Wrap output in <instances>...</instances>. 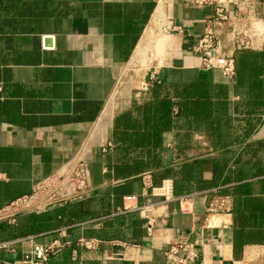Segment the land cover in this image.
Instances as JSON below:
<instances>
[{
  "label": "crops",
  "instance_id": "1",
  "mask_svg": "<svg viewBox=\"0 0 264 264\" xmlns=\"http://www.w3.org/2000/svg\"><path fill=\"white\" fill-rule=\"evenodd\" d=\"M235 1L212 0L200 5L196 0H0V210L7 213L6 220L0 221V239L23 237L20 232L26 231V236H37L35 241L49 243L61 237L57 230L64 226H70L67 237L75 239L81 232L72 226L75 222L116 211L124 196L138 195L139 206L161 201L146 186V176L150 173L157 186L172 178L156 184L154 172L184 166L199 170L211 184L200 189L195 182L190 191L181 193H196L191 213L181 212L178 201H170L110 216L86 230L108 242L95 250L68 247L48 264H173L166 252L176 244L195 242H200V264H256L258 260L264 264L262 258L257 259L264 244H245L236 257L234 213L214 218L217 225L212 228L204 227L212 197L205 190L219 188L218 194L231 196L233 209L239 199L264 204V75L255 88L247 71L242 79L238 74L228 78L218 69L203 68L200 57L191 52L210 26L223 51L234 53L231 27L210 20L218 6L233 13ZM159 5L172 26L168 34L173 46L164 49L161 66L153 72L156 80L147 77V89L144 84L142 91L126 90L116 99L120 107L117 117L125 114L134 120L138 116L134 105L151 103L155 83L180 88L204 84L215 95L212 101L218 105L217 116L228 122L221 129L222 136L231 141L216 145L214 132L204 127L188 130L186 117L180 115L163 131L157 165L154 152L140 146L129 159L142 162L144 169L128 178L116 177L114 166L120 156L114 143L117 118L106 117L123 70L147 36ZM256 10L264 23V0H256ZM250 52L259 56L263 67L264 48ZM172 96L175 115L181 99L173 92ZM144 116L139 117L142 131L148 128ZM106 119L108 123L103 125ZM248 121L254 122L253 130L246 129ZM107 141L114 147L102 154ZM80 153H86L96 187L85 200L82 219L57 208L22 214L17 224H8L12 202L31 194L45 177L67 168ZM216 167L221 168L218 175ZM126 182H131V191L117 198L114 188ZM149 215L155 219L151 231L146 224ZM10 233L11 238L7 237ZM30 244L27 241L13 251H0V264H17Z\"/></svg>",
  "mask_w": 264,
  "mask_h": 264
},
{
  "label": "built area",
  "instance_id": "2",
  "mask_svg": "<svg viewBox=\"0 0 264 264\" xmlns=\"http://www.w3.org/2000/svg\"><path fill=\"white\" fill-rule=\"evenodd\" d=\"M210 1L212 0H196V3L201 5ZM235 4L236 10L233 13L227 12L225 8L218 6L210 20L216 23L228 24L231 27V41L234 53L229 55L223 51L215 30L210 26L206 28L200 37L198 44L191 49L194 55L200 57L203 68L218 69L228 78L236 75V53L260 51L264 48V23L258 17L256 0H236ZM167 28L172 30L171 25ZM150 78L152 81L156 80L154 74H151ZM145 88H148L147 84ZM112 147H114V143L107 141L102 146V151L106 153ZM83 155L86 156V153H80L74 158L71 163L73 165L72 169H68L71 167L69 165L58 173L50 174L37 185L31 194L21 196L12 202L10 209L12 208L14 213L10 212L12 218L8 224H15L17 217L22 214H41L52 209L61 208L75 200L89 198L93 194H91V190L89 189L91 173ZM103 172H108V168L105 167ZM74 174L77 176L76 180L72 179ZM150 176L151 174L148 173L145 184L153 196L162 198L161 201L139 206L137 205L138 195L130 194L123 197V205L116 211L75 222L72 226H77L81 230L75 239L67 237L70 226H64L57 230L61 234V237L49 243L35 241L36 235L1 239L0 251H13L17 245L29 241L31 243L30 248L24 252L22 257L17 261V264H48L53 256L61 253L68 247L76 246L79 249L95 250L101 244L108 242L105 238L91 235L86 230L91 225H100L110 216L144 211L161 205L163 202L168 203L170 201H178L181 212L191 213L193 211V197L196 193L176 194L172 179H165L160 185L155 186ZM218 190L219 188H211L203 191L204 193L212 194L206 210V222L204 225L206 228H212L217 225L213 221L214 218L217 219L219 216L228 217L233 214L232 197L218 194ZM6 214V209L0 210V221L6 220ZM154 221L155 219L152 215L146 217L148 231H151ZM109 242L115 245H126V243L120 240H111ZM198 244L200 242L176 244L166 252V256L173 264H200L197 263L199 257Z\"/></svg>",
  "mask_w": 264,
  "mask_h": 264
},
{
  "label": "trees",
  "instance_id": "3",
  "mask_svg": "<svg viewBox=\"0 0 264 264\" xmlns=\"http://www.w3.org/2000/svg\"><path fill=\"white\" fill-rule=\"evenodd\" d=\"M246 71L249 73V78L252 79L253 85L257 88L259 78L264 75V65L263 67L260 66L259 56L256 53L244 51L236 56V74L240 76V79H242L241 76ZM151 92V103L134 105V111L138 115L134 120L128 119L125 114L118 116L116 119L114 143L120 154L114 166L116 177L128 178L131 174H136L144 169L142 162H131L129 159V155L133 149L140 146H146L154 152L153 159L157 165L158 154L156 151L162 147L163 131L171 127L174 119L180 115L186 117V127L188 130L204 127L207 130H211L212 133L214 132L213 139L216 145H227L231 141V138L229 141L227 140V136H222L221 129L223 125H228V122H224L223 118L217 116L219 113L218 105L212 101L215 95L211 92L210 86L191 84L180 88L178 86L155 83L151 88ZM172 92L175 93L176 97L181 99L178 102L179 111L175 115L173 114L175 102ZM219 97H221V94H219ZM140 114L145 115L144 118L148 125V128L143 131L140 126ZM253 128L254 122L248 121L246 129L253 130ZM183 139L187 141L189 137ZM238 139L235 138L234 141ZM95 168L97 169L98 165ZM194 170L193 168H185L184 166L165 168L154 172V182L158 184L164 178H172L176 194L190 191L195 182L200 189L210 187L211 184L202 178V173L199 170ZM220 170L221 168H215L217 175L220 174ZM130 186L131 182L121 184L114 188L113 193L116 194L117 198L121 199L131 191ZM262 190L264 193V188ZM86 199L75 200L61 207L62 212L82 219L83 215H85L84 206ZM233 210L236 224L234 252L236 257H240L245 244H264V204L261 205L258 200L249 198L243 203L239 199L236 200L235 209ZM245 213H249L250 215L247 217ZM18 218L19 216L15 224L18 222ZM25 221V225L27 226L29 219ZM20 235L26 236V231H21ZM12 236L13 234L10 233L7 237L11 238Z\"/></svg>",
  "mask_w": 264,
  "mask_h": 264
},
{
  "label": "rangeland",
  "instance_id": "4",
  "mask_svg": "<svg viewBox=\"0 0 264 264\" xmlns=\"http://www.w3.org/2000/svg\"><path fill=\"white\" fill-rule=\"evenodd\" d=\"M168 26H169V24H168V21L166 20L165 14L162 17H158L157 13H156L152 22L148 26V30L146 33V35H149V38H151L152 35H153V37L151 39H149L150 40L149 43H147V45L145 44V47L143 48L142 45H143V43L145 41V37H146V36H144V40L140 44V46H139L137 52L135 53V55L133 56L132 60H130V62H128V64L125 66V68L123 70L122 78L120 80V84H119L114 96L112 97V101H114V102H112V104H110V106H109L110 109L107 113L106 118H109L110 116H115V118H117V113L120 112V107H117L115 102H116V99L120 98L121 94H123V91H126V90H130V91L134 90L136 92L142 91V88H144V84L147 83V80H146L147 77H150L151 74H154L153 72H154L155 68H158L159 66H161V65H158L157 63H158V61L160 62V60L162 59V53L167 46V44L165 45L166 40L164 42V39L169 35L168 30L169 31L171 30V29L167 28ZM152 41H153V43H152ZM154 41H155V43H154ZM148 45H150V46H148ZM160 45H161L162 49L160 48ZM153 46H155V48ZM148 47H149V49H148ZM140 48H141V53L139 52ZM158 48L161 49V55H159V58L156 57L158 54V53L156 54V50L160 51ZM154 51H155V53H154ZM140 54H142V55H140ZM155 57L157 58L156 59L157 61L154 60ZM150 59H152L153 61ZM120 114H122V113H120ZM106 120L102 122L103 125H106V123H108V120L107 121ZM101 152H102V154H104V152L102 151V147H101ZM84 157H85L86 162L89 165V160H87L86 156H84ZM98 159H99V157H96L94 159V162H96V160H98ZM72 167H73V165H71V167H69L68 169H72ZM89 169H90V167H89ZM90 173H91V170H90ZM76 178H77V176L74 174L72 179L76 180ZM89 189L91 190V194L93 192H95V190H96V187L91 182V175H90V187H89ZM258 258H262L264 261V252L263 251L261 252V254H259V257H257V259ZM260 262L261 261L258 260V262L256 264H262L263 263V262H261V263Z\"/></svg>",
  "mask_w": 264,
  "mask_h": 264
},
{
  "label": "bare ground",
  "instance_id": "5",
  "mask_svg": "<svg viewBox=\"0 0 264 264\" xmlns=\"http://www.w3.org/2000/svg\"><path fill=\"white\" fill-rule=\"evenodd\" d=\"M156 13H157V16L158 17H162V16H164V8L161 6V5H159V7L157 8V10H156ZM153 37V35L151 36V38ZM151 38H149V35H147L146 37H145V41H144V43H143V45H142V47L144 48L145 47V44L147 45V43H149V39H151ZM165 40H166V43H165V45L167 44V46H169V45H171V46H173L172 45V41H173V37L171 36V35H168L165 39H164V42H165ZM152 43H153V41H152ZM154 43H155V41H154ZM158 44V43H157ZM162 44V43H161ZM163 45V44H162ZM148 46H150V45H148ZM141 47V48H142ZM154 48H155V46H153ZM141 48H140V50H139V52L141 53ZM142 48V49H143ZM160 48H161V45H160ZM148 49H149V47H148ZM159 49V48H158ZM162 49V48H161ZM161 49H159L160 51H158V50H156V54H157V58H159V55H161ZM146 51V50H145ZM153 51V50H152ZM158 51V52H157ZM144 53V52H143ZM153 53V52H152ZM154 53H155V51H154ZM140 55H142V54H140ZM154 55V54H153ZM152 56V55H151ZM155 56V55H154ZM153 57V56H152ZM155 57V61H157L156 58ZM162 59H163V57H162ZM150 60H152V59H150ZM160 60V59H159ZM146 61V60H145ZM153 61V60H152ZM161 61V60H160ZM141 62V61H140ZM158 65H159V61H158V63H157Z\"/></svg>",
  "mask_w": 264,
  "mask_h": 264
}]
</instances>
